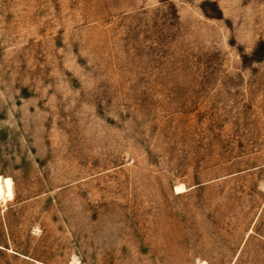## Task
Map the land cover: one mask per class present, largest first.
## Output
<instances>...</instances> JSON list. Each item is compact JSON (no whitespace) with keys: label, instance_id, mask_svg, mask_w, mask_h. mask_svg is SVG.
Returning <instances> with one entry per match:
<instances>
[{"label":"rangeland","instance_id":"1","mask_svg":"<svg viewBox=\"0 0 264 264\" xmlns=\"http://www.w3.org/2000/svg\"><path fill=\"white\" fill-rule=\"evenodd\" d=\"M0 176V264H264V0H0Z\"/></svg>","mask_w":264,"mask_h":264},{"label":"bare ground","instance_id":"2","mask_svg":"<svg viewBox=\"0 0 264 264\" xmlns=\"http://www.w3.org/2000/svg\"><path fill=\"white\" fill-rule=\"evenodd\" d=\"M177 189L180 187H176ZM11 180L0 176V196H11Z\"/></svg>","mask_w":264,"mask_h":264}]
</instances>
